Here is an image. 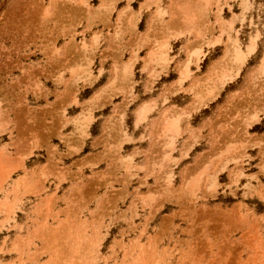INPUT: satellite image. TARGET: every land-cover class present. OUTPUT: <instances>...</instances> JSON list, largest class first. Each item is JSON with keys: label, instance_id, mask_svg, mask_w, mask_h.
Instances as JSON below:
<instances>
[{"label": "rangeland", "instance_id": "rangeland-1", "mask_svg": "<svg viewBox=\"0 0 264 264\" xmlns=\"http://www.w3.org/2000/svg\"><path fill=\"white\" fill-rule=\"evenodd\" d=\"M0 264H264V0H0Z\"/></svg>", "mask_w": 264, "mask_h": 264}, {"label": "bare ground", "instance_id": "bare-ground-1", "mask_svg": "<svg viewBox=\"0 0 264 264\" xmlns=\"http://www.w3.org/2000/svg\"><path fill=\"white\" fill-rule=\"evenodd\" d=\"M197 4H198V3H197ZM153 53H154V52H153ZM153 53H152V54H153ZM150 55H151V54H150ZM151 56H152V55H151ZM156 56H157V55H156ZM242 58H243V57H242ZM256 73H257V72H256ZM210 77H211V76H210Z\"/></svg>", "mask_w": 264, "mask_h": 264}]
</instances>
